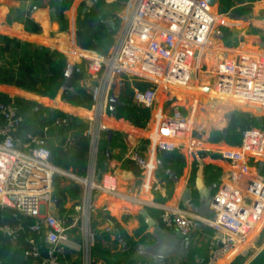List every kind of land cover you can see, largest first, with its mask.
<instances>
[{"label":"crops","instance_id":"obj_1","mask_svg":"<svg viewBox=\"0 0 264 264\" xmlns=\"http://www.w3.org/2000/svg\"><path fill=\"white\" fill-rule=\"evenodd\" d=\"M116 2L74 0L68 8H64L63 0H0V36L16 38L21 42L17 56L0 52V65L11 66L15 77L12 84L0 82V94H6L11 99L21 96L34 100L39 106L76 116L84 125L82 129H73L55 137H49L47 129H31L16 138L19 153L25 155L29 153L24 146L29 135L45 138L53 150L49 171L57 174V177L54 186L50 184L45 192L42 213L57 216L67 227L70 244L59 247L61 264H155L153 259L141 254V247L156 242L154 234L158 230L157 224L169 231L176 230L163 224L161 215L165 209L198 215L187 208L183 196L188 187L197 193L196 179L200 165H203V181L206 186L212 183L221 186L234 168L221 153L223 149L237 147L240 143L237 126L242 123L233 121V117L247 114L258 121L257 125L250 124L264 130V109L260 112L253 105L219 99L207 91V87L216 79V69L222 59L233 56L238 49L264 48V0H232L230 9H225L223 0H213L214 11L227 14V24L219 26V31L213 34L215 40L211 36L213 48L197 53L196 69L199 75L196 77L197 82L190 88L197 85L199 89L192 94L172 88L169 93H165L163 101L159 95L153 107L147 108L150 116L145 127L137 126L124 117H117L110 110L112 93L121 100L127 88H130L133 97L135 87L128 80L122 84L120 78L117 79L115 87L110 88L104 99L102 118L108 121V128L114 130L112 138L108 137L107 130L96 136L99 120L96 106L100 87H93L90 79L81 81L82 86L95 96L89 107L62 99L63 87L55 97H51L18 85L25 66L48 73L52 70L41 63L25 62L29 44L62 53L67 58L72 41L75 39L77 42L74 36L77 17L90 11L106 16H120L124 4L118 5ZM248 5L251 8L248 14L243 17L235 15V10L245 9ZM207 45L209 48L210 44ZM3 46V39L0 38V51ZM203 85L205 87H201ZM175 89L185 98L178 97L174 93ZM174 107H180L189 119H194L196 126L190 128L191 137L179 143L176 150L159 151L152 143L157 116H168ZM199 107L201 111L197 116ZM232 132L238 134L235 142L228 141ZM79 138L84 141V149L77 166L69 169L59 165V158L66 163H72L76 158L75 144ZM132 151H138L147 159L148 166L144 171L129 158ZM177 154L181 156L176 157ZM105 165L106 171L98 179ZM250 165L252 172L264 170V161H251ZM157 183L163 188L156 190ZM109 184L115 185L114 191L104 188ZM241 184L245 185L244 179ZM54 198H62L55 210L52 209ZM151 221L157 224L152 225ZM261 222L258 232L247 244V249L230 260L224 256L216 264H253L264 248L262 246L255 254L247 257L264 232V216ZM198 223L201 222L198 221L192 231L195 239L188 255L168 256L164 264H201L213 247L215 231L208 225L201 223L199 226ZM40 237L44 243L56 239L46 228ZM22 246V240L5 246V242L0 239V264H29L30 259L35 264L34 258L26 255Z\"/></svg>","mask_w":264,"mask_h":264},{"label":"built area","instance_id":"obj_2","mask_svg":"<svg viewBox=\"0 0 264 264\" xmlns=\"http://www.w3.org/2000/svg\"><path fill=\"white\" fill-rule=\"evenodd\" d=\"M124 5L108 52L83 48L75 39L68 50L67 60L75 63V72L85 73L86 79L100 87L97 137L109 127L102 118L104 99L117 79L122 84L128 80L135 87V104L151 108L162 93L192 86V71L199 75L194 66L196 54L213 48L211 36L219 26L227 24V14L215 12L209 0H125ZM215 74V81L207 87L212 96L264 109V48L238 49L233 56L222 59ZM136 82L148 85L140 88ZM23 120L13 99H0V205L34 217L30 231L40 234L46 228L56 236L54 241L44 243V249L31 240L33 246L25 254L32 256L35 264H61L59 247L70 244L67 227L57 216L42 213L43 197L54 174L49 171L52 152L45 138L29 135L24 145L29 153L20 154L32 159L27 165L34 172L27 170L20 175L25 162L17 159L20 151L15 133ZM237 130L241 137L239 145L221 151L234 168L218 188V199L212 203L213 216H192L175 209H165L161 215L167 228L178 229L185 235L192 233L198 221L214 229L213 247L201 264H216L227 253L236 251L264 216V170L252 172L250 165L251 161H264V130L250 123L238 125ZM190 131L188 116L180 107H174L168 116L158 114L153 146L159 151H174L191 137ZM129 158L143 171L148 166L147 159L138 151H132ZM14 161L19 165L14 166ZM30 176L35 180H30ZM104 188L114 191L116 187L109 184ZM162 188L160 183L155 185L156 190ZM0 233L12 240L17 238L16 228L9 224L0 223Z\"/></svg>","mask_w":264,"mask_h":264},{"label":"trees","instance_id":"obj_3","mask_svg":"<svg viewBox=\"0 0 264 264\" xmlns=\"http://www.w3.org/2000/svg\"><path fill=\"white\" fill-rule=\"evenodd\" d=\"M73 1L74 0H63L62 5L64 8H68ZM116 3L118 5H123L125 1L117 0ZM223 3L226 6L225 9H230L232 6V0H223ZM250 11L251 8L250 5H248L245 9H238L234 12L236 16L243 17ZM120 22L121 18L118 15L106 16L94 11L85 12L83 16H78L76 19V39L78 45L83 48H96L104 53L108 52L114 42V35ZM0 38H2L4 42L3 50L0 52L17 56V51L21 46V42L9 36H0ZM25 62L41 63L42 65L49 66L52 70L48 73L45 70H38L31 66H25L22 68L18 85L29 91L55 97L60 88L65 84V69L68 63L66 56L62 53L50 52L44 47L29 44L25 53ZM85 77V73L75 72L73 87L63 90L62 99L78 106H91L95 100V96L82 86L81 81L85 79ZM14 79L12 67L0 65V82L12 84ZM136 84L139 85L140 88H146V85H148L140 82H136ZM0 99L3 101L11 100L6 94H0ZM13 100L24 119L19 130L15 133L16 138L23 136L24 133H27L31 129L38 131L47 129L46 132L49 137H55L57 134H65L73 129H82L84 127L83 122L78 117L63 113L60 110H52L51 108L39 106V103L34 100L21 96H16ZM79 110L81 111V109ZM115 115L117 117H124L140 127L147 126L150 116L147 108H143L134 103L132 90H130V88H127L126 94L121 97ZM57 120H59V122H57ZM233 121L240 122L242 125H247L249 123L258 124L256 118L247 114L234 116ZM237 139L238 134L232 132L228 141L235 142ZM47 146L51 149L48 144ZM83 149L84 141L82 138H79L75 144L76 158L72 163H66L63 159L59 158V165L69 169L71 166H77L83 154ZM51 152L52 156H54L52 149ZM180 156L181 155L178 154L176 155V157ZM34 222V217L23 215L12 208L0 206V223L15 227L17 233V238L15 240H12L3 233H0V239L5 242V246H10L13 242L18 243L22 240V248L24 251L33 246L31 240H34L44 249L45 244L40 234L30 231V227ZM69 222H71V220ZM29 264H32L31 259Z\"/></svg>","mask_w":264,"mask_h":264},{"label":"water","instance_id":"obj_4","mask_svg":"<svg viewBox=\"0 0 264 264\" xmlns=\"http://www.w3.org/2000/svg\"><path fill=\"white\" fill-rule=\"evenodd\" d=\"M211 4H213V0H209ZM87 10V7L84 9ZM74 36L76 38V30L74 31ZM264 46V44H263ZM198 64L197 54L196 58L194 60V66ZM74 73H75V63L68 62L66 69H65V84L63 86L64 89H71L73 87L74 83ZM196 72L193 70L191 75V82L192 84L196 81ZM110 110L112 111L113 115L116 114L117 111V105L120 102L119 96L112 93L110 96ZM257 111H262L260 108L257 109ZM114 133V130L112 128L107 129V135L109 138H112ZM17 159L23 160L24 164L22 166L23 169L19 171L20 175H24L25 171L30 170L31 172H34V169L29 168L27 163H30L32 159H30L28 156L21 155L20 153H17ZM34 161V160H33ZM52 161V157L50 158V162ZM37 163L36 161H34ZM14 166L19 165L17 161H14ZM107 165H105V168L99 173L98 179H100L102 173L106 171ZM15 169V168H14ZM43 178H46V175L42 174ZM57 177V174L52 175V185L54 186V180ZM176 179H178L176 177ZM19 180H22L21 177H19ZM30 180H35V177L30 176ZM46 185V183H45ZM218 186L215 183H212L211 185L206 186L203 181V165L201 164L198 171H197V179H196V189L197 193H193L192 189L188 187L184 193L183 200L186 202L187 208L201 216H213L214 210L212 208V203L214 201H217V192H218ZM55 205L52 206V209L55 210L56 207H59L62 198H54L53 199ZM152 225L157 224L156 221L150 222ZM199 226H201V223H198ZM158 230L154 234V238L156 239V242L151 245H142L141 254L149 259H153L155 264H164L165 259L168 256L171 255H178L180 257H186L189 253V250L191 248V245L195 239V236L191 233L189 235L183 234L181 231L176 229L175 231H169L164 229L161 225H158ZM264 254V248L261 251V255ZM260 255V256H261ZM259 256V257H260Z\"/></svg>","mask_w":264,"mask_h":264},{"label":"rangeland","instance_id":"obj_5","mask_svg":"<svg viewBox=\"0 0 264 264\" xmlns=\"http://www.w3.org/2000/svg\"><path fill=\"white\" fill-rule=\"evenodd\" d=\"M125 5H123L122 6V10H124L125 9V7H124ZM215 10V9H214ZM220 12V11H219ZM123 13V12H122ZM121 23V22H120ZM219 31V27L217 28V32ZM214 40L216 39V36L215 35H213V37H212ZM257 48H250V49H248V50H251V51H254V50H256ZM197 82V81H196ZM195 82V83H196ZM93 87H98V85L97 84H94L93 85ZM201 87H205L204 85L203 86H201ZM176 89H179L180 91L181 90H184V91H188L189 93H194L195 91L197 92V89H193V88H190V87H186V88H181V87H179V88H176ZM176 89L174 90V93H176L177 95H178V97H181L182 99H184L185 97L184 96H181L180 94H179V90H177L176 91ZM192 91V92H191ZM166 94H161V96H162V101L164 100V98L166 97L165 96ZM197 111L198 112H196L197 113V116H199L200 115V107H199V109H197ZM187 115V114H186ZM189 123H190V128L191 129H193V128H195V126H196V121L194 120V119H192V118H190L189 119ZM63 223V222H62ZM64 224V223H63ZM255 232V231H254ZM257 233V232H256ZM263 234H262V236L258 239V242L256 243V245L254 246L253 245V249L248 253V255H247V257H249V256H252L253 254H255L262 246H264V232H262ZM254 236V235H253ZM252 236V237H253ZM251 237V236H250ZM251 237V238H252ZM251 238L248 240V242H247V244L251 241ZM248 247V246H247ZM247 257H244V258H247ZM230 260V259H229ZM225 263V262H224ZM253 264H264V254H262Z\"/></svg>","mask_w":264,"mask_h":264},{"label":"bare ground","instance_id":"obj_6","mask_svg":"<svg viewBox=\"0 0 264 264\" xmlns=\"http://www.w3.org/2000/svg\"><path fill=\"white\" fill-rule=\"evenodd\" d=\"M204 47V46H203ZM196 67H197V65H196ZM195 67V68H196ZM192 84V83H191ZM193 89H199L198 88V86L197 85H194V87H193ZM232 101V100H231ZM64 172V171H63ZM262 225V222H261V220H259L257 223H256V225H255V227L254 228H252L251 229V231L248 233V235H247V237L245 238V241H243L238 247V249L236 250V251H232V252H229V253H227L225 256H226V260H228V259H232L235 255H237L239 252H241L242 250H245V249H247L248 247H247V242H248V240L253 236V235H255V233L256 232H258V230H259V228H260V226ZM255 231V232H254ZM251 236V237H250Z\"/></svg>","mask_w":264,"mask_h":264}]
</instances>
